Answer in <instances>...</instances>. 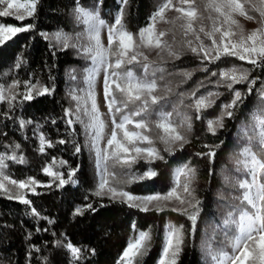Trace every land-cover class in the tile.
Listing matches in <instances>:
<instances>
[{
  "label": "trees",
  "instance_id": "1",
  "mask_svg": "<svg viewBox=\"0 0 264 264\" xmlns=\"http://www.w3.org/2000/svg\"><path fill=\"white\" fill-rule=\"evenodd\" d=\"M79 2L85 8L97 10L109 25L122 9L123 24L132 33L146 27L157 9V0H127L126 4L121 0ZM74 7V0H36L34 14L23 21L13 16L0 17V24L33 26L0 44V86L7 89L13 81L20 82L11 93H4L15 95L11 106L7 100L0 101V155L5 157L6 165L1 175L9 181L29 178L37 181L27 188L14 185L16 189L12 191L0 189V264H119L128 243L140 232L149 233L151 238L134 264H156L172 226L182 227L183 236L176 264H206L204 244L208 237L213 238L214 246L221 245L231 253L228 239L233 231L225 228L222 213L239 205L238 199L231 195L234 190L231 178L239 180L247 174L238 164L239 155L248 146L253 151L259 150L254 141L249 145L248 137L255 135L252 116L261 103L257 92L264 85V64L252 65L229 56L202 62L203 54L180 48L179 59L150 65V73L156 68L165 69L163 73H156V79L162 81L161 86L170 87L171 92L166 91L158 105L150 106L152 115L147 119L155 120L160 110L173 112L174 121L182 120L185 115L191 117L188 142L165 151V144L155 140L153 147L162 159L141 157L130 164L108 160V172L113 174L108 177L109 185L137 196L164 195L176 183L179 170L188 165L196 170L191 184L192 204L196 200L200 203L195 209L188 206L173 211L172 207L159 206L162 210H157L154 206L143 211L106 192L95 195L98 173L85 148L84 130L79 123L67 124L69 117L65 110L72 104L69 95L72 82L67 69L79 67L82 62L70 49L57 46L45 34L78 31ZM126 67L137 75L143 73L139 64ZM233 67L247 71L249 81L255 80L251 94L247 92L248 82L234 84L229 89L228 81L221 80L219 73ZM185 71L192 73L191 78L181 75ZM213 72L217 75L213 76ZM25 82H38V86L52 91L42 96L33 92V99L25 100L22 95L26 91ZM237 90L242 93L243 101L228 109L233 112L228 117L224 114V105L231 103ZM193 92L195 97L191 95ZM209 92L219 94L212 97L215 103L197 113L195 98ZM221 116L224 126L217 127L213 135L208 130V122ZM121 135L118 130L117 138ZM41 137L45 141L43 151ZM77 146L79 152H76ZM210 151L215 152L214 157L204 155ZM13 156L16 159H11ZM48 167L61 174L66 181L62 186L59 178L45 173ZM72 170L75 172L69 176ZM148 171L156 175L145 177ZM197 209L193 226L189 216ZM69 244L80 249L79 256L73 255Z\"/></svg>",
  "mask_w": 264,
  "mask_h": 264
},
{
  "label": "snow or ice",
  "instance_id": "2",
  "mask_svg": "<svg viewBox=\"0 0 264 264\" xmlns=\"http://www.w3.org/2000/svg\"><path fill=\"white\" fill-rule=\"evenodd\" d=\"M74 2L73 15L77 25L82 30L75 33V35L60 31L54 33L53 37L60 43L62 48H76L84 55L85 59L91 60V67H86L83 70L87 89L80 90L84 92L82 96L78 95L75 90L69 93L71 99L76 102V107L75 109L71 107L66 109L65 115L69 117L67 120L68 125L80 123L86 132L92 131V148L95 150L98 165L100 163L104 164L95 195H104V190L107 188V193L112 198L117 196L127 198L130 207H140L142 205L143 211H148V205L153 202H157V210H162L159 208V202L169 201L172 198L178 200L180 204L187 203L195 209L200 203L199 200L192 204L191 200H186L178 193L180 188L188 196H191L194 191L191 184L195 178L196 170L188 165L179 170L176 186L164 195L157 193L146 196H133L127 191H118L117 188L109 185L108 177L113 174L108 172V160L112 159L123 164H130L141 156L147 159L163 158L159 155L158 150L151 146L154 141L147 134L152 131L153 127L158 131L157 138L162 143L170 145L179 141L181 147L188 141L178 128L186 126L190 131L192 127L191 117L183 116L181 123L177 125L171 119L173 112L163 110L156 112L155 120L150 121L147 119V116L152 115L149 111L150 106L158 105L164 99L163 96L156 94L161 87L156 79V73H163L165 69L156 68L150 73L148 55L141 49L166 50L169 57L179 59L180 53L174 49L172 44L163 39L168 35V32H157L155 25L157 21L175 25L176 21L180 20L183 21L180 27L183 30L184 37L192 36L196 41L194 45L192 39H187L185 41L187 47L194 54L200 55L202 53V62L203 60L212 62L219 60L221 56H229L247 61L252 65L264 64V0H203L204 11L209 13L207 19L212 22L211 28L208 30H206L203 23L200 24L199 28L195 26L197 21L205 19L196 6V0H177L175 4L173 0H163V3L151 17L152 23L148 27L141 28L137 34L130 32L123 24L122 9L114 22L109 25L100 18L97 10L85 8L79 0H74ZM121 3L126 4L127 0H121ZM0 6H3L0 8V17L12 15L15 19L23 21L34 14L36 0H28L27 3H20L17 0H0ZM21 9L24 10L23 13H21ZM172 9L179 15L173 20H167L165 13ZM252 12L258 13L260 27L250 31L247 35H244L243 30H241L239 38L234 39L237 33L232 26H238L234 16L238 14L249 20L257 19L256 16L250 14ZM213 13L215 15H212ZM32 27L31 24L25 27L0 25V43L10 38L11 35L27 31ZM104 30L107 31V46L101 38V33ZM45 35L47 36V34ZM202 35L211 43L206 44L204 39L201 38ZM133 63L142 66V74L137 75L132 68L126 67ZM204 70L207 71L206 68ZM101 72H103V97L107 113L100 111L97 100L96 83ZM181 75L185 78H191L192 73L185 71ZM212 75L215 76L217 73L213 72ZM219 75L221 80L228 81L226 87L229 89H232L234 84L248 82L247 92L248 94L252 93L255 80L249 81L247 71L233 67L220 72ZM163 78L161 75L160 79ZM72 79H75V76H72ZM19 85V81H13L7 89L0 86V101L7 100L11 106V102L16 98L15 95L5 96L4 93L5 91L11 93L12 89L19 87ZM24 87L26 91L22 95L25 100L33 99V92L42 96L50 94L52 91L48 87L38 86V82L36 84L25 82ZM164 87L167 92H171L170 87L167 85ZM179 95L183 96L184 94L180 93ZM191 95L195 97L196 93L193 92ZM218 95V93L209 92L207 95L196 97L194 101L196 112L199 113L202 109L212 106L215 103L212 97ZM233 95L234 99L231 103L224 105V114L228 117L233 116V112L228 109L234 108L238 102L243 101V95L240 91H234ZM257 95L261 103L252 116L255 135L248 137V139L249 145L254 141L259 150L253 151L251 146L242 150L241 155L245 159L238 161V164L242 165L243 170L247 172L251 179L238 181L237 187L243 190L238 197L240 203L227 213L223 222L226 229L233 231V235L228 239L231 253L223 249H214L211 246L207 248L213 264H264V85H261ZM180 103L182 104L183 100ZM82 112L83 116L87 117V122L82 118ZM105 115L109 117L112 129L110 136L107 138L106 147L100 148L98 146L99 141L105 138V129L107 128V121L103 119ZM176 115L181 114L176 112ZM137 117H140V119L137 120ZM196 118L199 119V115ZM129 125L134 126L133 130L129 129ZM223 126V116L215 121L210 120L208 122V130L213 135H215L217 127L222 128ZM118 130L122 132L121 139L117 138ZM59 142L64 143L63 140ZM138 142L146 143L148 146H137ZM44 143L45 141L41 137V151H43ZM49 146H51L50 142ZM79 151L80 147L77 146L76 152ZM165 151H170V149L166 147ZM130 153H135L134 156H131V159L128 158ZM198 155L201 154L198 153ZM204 155L211 158L215 156V152L210 151ZM4 159L5 157L0 155V173L6 167ZM11 159H16V157L13 156ZM240 170L241 168L238 167L237 171ZM44 171L54 178H59L61 186L66 182L61 174L52 172L51 167L45 168ZM74 172L75 170H72L69 176L73 175ZM144 175L145 177H153L156 172L148 171ZM180 177H184L182 185L180 184ZM3 180H8V177L4 176ZM9 182L12 185H18L19 188H27L29 185L37 183L31 178L28 181L10 180ZM0 189L7 191L3 182H0ZM22 202L29 203L28 200H22ZM172 210L176 211L177 209ZM197 214L198 209L189 216L193 226H195ZM225 235L228 236V232H225ZM150 238V234L147 232H140L138 236L134 237L123 252L121 264H134L135 258L143 255L146 250V241ZM182 244V227L181 229L174 226L170 227L159 264H176V256ZM67 246L74 256H79L80 249L73 247L71 244Z\"/></svg>",
  "mask_w": 264,
  "mask_h": 264
},
{
  "label": "rangeland",
  "instance_id": "3",
  "mask_svg": "<svg viewBox=\"0 0 264 264\" xmlns=\"http://www.w3.org/2000/svg\"><path fill=\"white\" fill-rule=\"evenodd\" d=\"M17 2H20V3H27L28 0H17ZM163 3V0H157V9L159 8V6ZM173 3H177V0H173ZM196 6L197 8L200 10V12L203 14V16L205 17V19H203L202 21H197L196 22V27L199 28L200 24L203 23L206 27V30L210 29L211 28V21L207 19V16L209 15V13L207 11H204V3H203V0H196ZM3 6H0V8H2ZM247 7V6H246ZM156 9V11H157ZM14 11V10H13ZM23 9H21V13H23ZM254 16L257 17V19L255 20H249V19H246L245 17L243 16H240V15H235L234 16V19L237 21V25H233V30L236 31L237 33V36L234 37V39H238L239 38V34L241 32V30H243V34L244 35H247L250 31L254 30V29H257L260 27V24H259V16H258V13H255V12H252L250 13ZM179 15V13H177L174 9L172 10H168L166 11L165 13V17L167 20H173L175 17H177ZM212 15H215V13H213ZM12 16V15H10ZM14 17V16H13ZM28 18V17H27ZM183 21H180V20H177L175 25L173 24H170V23H165V22H160V21H157L156 25H155V30L158 32V31H166L168 32V35L165 36L163 39L167 40L170 44L173 45L174 49L179 52V49H183V50H189V48L187 47L185 41L187 39H192L193 40V43L195 45L196 41L194 40V37L192 36H189V37H184L183 35V30L181 29L180 27V24L182 23ZM152 21L149 23L151 24ZM149 24L146 26L148 27ZM0 25H5V26H14V25H6V24H0ZM14 27H17V26H14ZM22 27H25V26H22ZM80 27V26H79ZM145 28V27H144ZM81 27L79 28L78 31L72 33L73 35H75V33L81 31ZM57 32H60V31H57ZM57 32H54V33H57ZM139 31L137 32H134L133 34H137ZM54 33H50L47 35V37L50 39L51 42L55 43L57 46L61 47L60 43L57 42L55 40V38L53 37V34ZM17 34V33H16ZM15 35V34H14ZM14 35H11L10 38ZM101 38H102V41L103 43L105 44V46H107V31L104 30L102 31L101 33ZM202 39H204V42L206 44H210L211 41L206 39L205 37H201ZM9 39V38H7ZM7 39H5L4 41H6ZM3 41V42H4ZM1 44V43H0ZM68 49H70V51L72 52V54L74 56H76L77 58H79L81 60V66L79 67H76V68H71L69 67L67 69V72L69 73V81L72 82L71 83V89H70V92L72 90H75L77 92L78 95H84V92L80 91L81 89H87V84L84 82V76H85V73H84V69L86 67H91V60H87L84 58V55H82L76 48H71L69 47ZM142 51L145 52L146 55H148V58H149V63L150 65L153 63H157V62H161L163 60H170V59H173L171 57L168 56V53L167 51H160V50H157V49H141ZM190 51V50H189ZM180 53V52H179ZM202 54V53H201ZM75 70V71H73ZM142 74V73H141ZM72 76H75V79H72ZM159 79H157L158 81ZM164 82L166 80H163ZM162 81H158V83L160 84ZM162 87V88H161ZM160 90L156 93L157 95H162L164 93H166V90L163 86H161ZM96 92H97V100H98V103L100 105V111L102 113H107V107L105 106V103H104V97H103V72L100 73V75L97 77V83H96ZM76 107V102L74 100H72V104H71V108L75 109ZM81 116L82 118L85 120V122H87V117L83 116V112L81 113ZM103 119H105L107 121V128L105 129V138L101 141H99V147L100 148H105L106 146V143H107V138L108 136H110V133H111V129H112V125H111V121L109 119V117L107 115H105L103 117ZM172 119V118H171ZM173 123L174 124H177L179 125L181 123L182 120L180 121H174L172 119ZM80 124V123H79ZM83 130H84V144H85V148L89 151V154L94 162V165H95V168L97 170V173H98V180H99V183H100V179H101V175H102V172H103V168H104V164L103 163H100L98 165V162H97V157H96V153H95V150L92 148V141H91V135H92V131L89 130V131H85L83 125L81 124ZM130 130H133L134 126L133 125H129L128 126ZM178 130L183 134L185 135V137L188 136V129L185 127H179ZM148 135H150L152 138H153V141L155 142V140H159L157 137L159 135L158 131L153 127L152 128V131L147 133ZM121 138H122V135H121ZM120 138V139H121ZM160 141V140H159ZM181 142L177 141L173 144H170V145H165L166 147H168L169 149H173L175 147H177L178 145H180ZM137 146H140V147H145V146H148L146 143H139L137 144ZM152 147L154 146V143L151 145ZM131 147V146H130ZM242 153V152H241ZM135 153H130L128 154V158L131 159V156H134ZM142 158H145L144 156H141ZM140 157V158H141ZM147 159V158H146ZM239 159L240 161L244 160L245 157L242 156V155H239ZM246 176L237 180L236 178H231L232 179V184H233V187H234V190L233 192H231V195L233 197H236L238 199V197L242 194V191L241 189H239L237 187V184H238V181H241V180H245V179H248L250 180L251 178L248 176V174H245ZM226 180H230V179H226ZM0 182H3L4 185H5V188L7 190H13L14 185H12L9 180H3V176L1 175L0 173ZM184 183V177H180V184L182 185ZM176 186V183L174 184L173 187ZM172 187V188H173ZM16 189V188H15ZM1 190H4V189H1ZM106 193H107V189L104 190ZM120 191V190H118ZM170 191V190H169ZM168 191V192H169ZM178 193L184 197L186 200H191V196H188L187 194H185L183 191H182V188L178 189ZM166 194V193H165ZM133 196H137V195H133ZM142 196H146V195H142ZM118 198H121L119 196H117ZM123 200H125L126 202L130 203L129 201H127V198H121ZM239 201V199H238ZM192 202V200H191ZM138 203V202H136ZM156 203L157 202H153L152 204H149L148 205V209L151 208V207H154L156 206ZM240 203V201H239ZM159 206H168V207H172V208H176V209H183V208H186L188 207L189 205L186 203V204H180L178 200H176L175 198H172L171 200L169 201H160L159 202ZM142 208V205L140 206ZM227 211H223V218H226L227 216ZM220 237L221 236V233L218 234ZM223 239V237H222ZM213 238L212 237H208L207 238V241L205 242L204 244V257H205V260H206V264H213V261L211 259V256L208 254V251H207V248L209 246H211L212 248L214 249H222L221 248V245H218V246H214L213 243L214 241H212ZM224 240V239H223ZM126 249V248H125ZM124 252V251H123ZM163 252V251H162ZM123 253L121 254V257H122ZM161 256L162 254L160 255L159 257V260L161 259ZM121 257H120V261H119V264H121ZM159 260L157 261L156 264H159Z\"/></svg>",
  "mask_w": 264,
  "mask_h": 264
}]
</instances>
